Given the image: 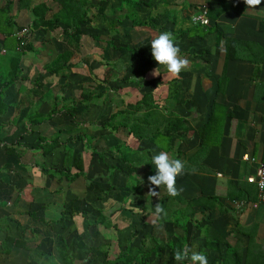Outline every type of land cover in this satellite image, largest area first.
Segmentation results:
<instances>
[{
    "label": "crops",
    "instance_id": "0c3cea01",
    "mask_svg": "<svg viewBox=\"0 0 264 264\" xmlns=\"http://www.w3.org/2000/svg\"><path fill=\"white\" fill-rule=\"evenodd\" d=\"M106 1L107 4L109 3V9H107L112 12L116 1L112 0L115 3H112L113 6L109 0H104V2ZM143 1H149V5L142 3L138 7L140 19L146 20L150 13L157 14L163 12L164 9L173 8L176 21L172 22L171 19L162 16L154 22L151 29L131 28L129 23H126V25L118 26L117 33L115 31L110 33L105 28L103 18L100 22L93 18V23L87 24L86 27L91 33H99L101 40L85 34L82 36L79 46L74 47L68 43V36L63 31L62 23L58 22V28L53 30H49L45 26L31 27L30 24L34 18L31 9L40 0H0V9L6 8L8 2L11 3L9 14L17 25L29 28L27 39L33 42V49L27 51L21 61L26 76V79L20 82L24 89L19 91L16 89L17 86H13L8 91L7 98L17 102L23 101V105H20L18 111H15L16 114H19L21 109L26 112L40 96L43 103L39 105V108L42 109L52 104L55 96H59L57 107L61 108V111L57 112L52 120L45 121V123L54 121V118H57L56 121L59 119L60 125L57 130L62 131L61 137L85 131L86 134L95 136L94 143L98 145L102 142L109 146L126 142L133 148L138 146L140 152L149 149L153 156L161 149L148 140L143 139L138 144V141L128 135L124 128H119L117 131L100 128V124L109 117L110 113L125 107V103L136 90L140 93L152 91L157 110L161 113L177 115L184 120L186 126L184 133L173 132L170 135V140L167 137L166 142L167 147L171 146L172 148L169 152L170 155L186 162L185 173L177 178V187L183 188L179 196L183 199L199 196L214 199L213 202H207L210 204V208H206L202 212H199L200 208H198L193 220L194 222L199 221V225L203 227L204 231L210 226L212 232L210 238L216 239L215 235L218 234L222 242L219 247L205 246V232L194 228V223L191 221L188 226L187 245L194 251L202 250L207 255L209 264H213V262L215 264H236L237 260V264H264V201L258 199L254 182L247 180V177L254 176L257 162H264V32L259 30V20L264 19V5L261 4L256 9L247 8L242 14H237L228 9L234 0ZM46 5L50 8L46 17H51L53 11L57 10L59 6L56 0H47ZM203 9H206L209 26L216 25L224 36L237 39L239 48L236 56L225 62V50L215 44L214 33L198 37L193 32H187L179 39L177 38V42L181 52L186 53V57L190 60V67L188 70L182 71L178 78L171 77L167 74L166 68L158 65L152 57L151 40L161 31L167 30L175 33L195 26L199 22H194L193 17ZM109 12H107V16ZM16 28L14 25L12 32L15 40L17 39L14 35ZM111 34L118 41H116L117 43H129L143 47L141 49L143 52L136 56L145 60V65H150L149 68L153 69L148 70L146 75L144 74L145 76L143 71L134 70L132 79L135 81L139 79L138 85L135 81L126 83L122 89L115 85L117 78L127 74L126 66L129 62H134L135 58L123 50L107 47L104 40L107 35ZM3 38L4 34L0 31L1 53H5L2 48ZM64 51H70L66 62L72 63V68H80L79 64H88L89 73L87 75L90 77L92 70L98 68L99 65H108L113 69V74L110 78L107 77L108 82L98 80V84H103L102 87L88 84L90 78L83 74L86 72H68L63 76L50 74L46 69L47 65L56 54ZM115 52L117 54L112 59ZM108 59H112V61ZM37 64H40L39 68L36 67ZM33 68L34 70H32ZM155 68L161 73L160 75H152ZM44 73L49 75L50 80L42 79ZM29 75L31 77L28 79ZM93 79L91 78V83ZM25 81H31L29 87L24 84ZM41 83V94H38L35 90H39ZM107 86L108 101L103 103L102 98H99L91 100L93 104H89V101L86 106L85 104H76L74 108H76L78 116L75 118L76 121L73 120L67 107L64 106H68L73 97L78 98L85 88L101 90ZM214 104L220 106L216 109L219 122L213 126L210 125L202 135L201 128L206 124ZM93 106L98 109L97 112L100 111L99 116L106 112L107 117L104 118L106 116L104 115L100 118L101 120H99V116L95 117L96 119L91 118L89 110ZM20 120L31 125L24 117H20L13 124H20ZM71 124H76V126H71ZM164 131H166V127H164ZM21 135L28 136V134ZM245 154L254 157L255 161L246 160ZM0 158L1 168L4 159L1 150ZM6 158L8 171L0 169V264H66L58 253V246L55 245L56 234L47 222L56 220L63 208L69 206L80 208L83 197L62 198L63 188L62 182H60L58 183V187L60 186L58 193L50 192L53 189L45 190L46 203L35 202V198L26 197L25 190H29L33 182L30 170L24 169L27 164L22 161L24 166L20 165L21 159L18 160L14 156H6ZM115 159L114 156L111 157V162ZM59 161H63V158L60 157ZM151 168L155 173L154 163H151ZM125 179V175L116 173L112 183L116 187H121ZM32 186L35 187V185ZM27 187L29 189H26ZM149 187V183L143 185L142 193H148ZM90 193L93 196V208L100 206L102 202L95 198L93 192ZM139 194L132 197L131 206L146 205L147 213L142 217L141 214L123 209L124 214L132 220V223L129 227L119 231V236L118 230H111L105 224H97V226L93 225L88 229H85L84 226L78 230L73 247L66 243L67 253L75 259V264L77 260H81L78 264H89L91 261V264H100L102 256L99 257L98 253L102 255L104 251L102 243L105 241L117 243V237H119V241L121 239L120 242H123L130 235V229L135 224V227L140 231V236L149 232L160 243L159 253L161 252V255L150 256L151 264H177L173 255L168 253L170 248L167 242H172L175 248L184 246L185 244L180 239L184 235L183 230L168 222L154 223V220H162V215L156 216L154 213L157 203L164 207L165 196L162 197L159 194V198H157L150 195L146 200ZM74 198L77 199L71 201ZM107 202L108 209L107 205H104L103 213L108 216L111 207L119 206L121 202V196L117 189L109 191ZM56 204L60 205L57 217H47V211ZM28 209H37V218L40 216L41 220L22 213ZM145 221L146 224H143ZM17 222L22 224L25 229L22 230ZM6 226V230L1 229ZM111 231L114 234H111ZM6 235L17 239L26 236L28 241L24 245L22 243L12 246L11 250L6 252L2 247V241ZM54 246L57 252L54 251ZM115 247L117 248L115 249ZM118 251L119 245L113 243L111 255L117 254ZM226 251L236 252L238 259L228 256L223 261ZM75 253L83 254L80 259H77ZM187 264H189L188 261Z\"/></svg>",
    "mask_w": 264,
    "mask_h": 264
},
{
    "label": "trees",
    "instance_id": "16d2710c",
    "mask_svg": "<svg viewBox=\"0 0 264 264\" xmlns=\"http://www.w3.org/2000/svg\"><path fill=\"white\" fill-rule=\"evenodd\" d=\"M46 1L47 0H40V2L33 5L31 11L34 18L30 24L32 28L45 26L49 30H53L58 28V22L62 23L64 25L63 31L68 36V43L74 47L79 46L81 38L85 34L92 36L94 39L101 40L99 33H91L89 28L87 29L86 27L87 24L89 25V23H92L93 19V16L90 13L92 7L86 0H56L59 6L57 10L53 11L51 17H46L48 11H50V8L46 5ZM114 1H116V4L113 7L111 15L107 16L103 14V23L110 33L114 31L117 33L118 26L120 27L126 23H129L131 28L151 29L152 26H154V22L162 16L171 19L172 22L176 21V15L174 14L173 8L164 9L163 12L157 14L150 13L146 20H142L138 15V7L142 3L149 5V1ZM103 2L104 0H99L98 3L102 4ZM262 4L264 5V0H262ZM247 8L244 0H234L228 7V9L237 14H242ZM10 10V2L7 3L6 8L0 9V31L4 34L2 48L5 50V53L0 52V134L6 125L18 121V113L16 114L15 111H18L19 106L23 105V101L17 102L14 101V99L10 100L7 98V95L8 91L13 86H17L16 89L19 91L24 89V86L20 83L26 79L21 65L22 56L27 51L33 49V42L30 40L26 39V42L21 45L19 40H15L12 36L14 25L17 27V30L21 29L22 26L17 25L14 18L9 14ZM207 25L208 24L197 23L193 27L175 32L174 35L176 36V39H179L187 32H193L198 37H203L207 33H214L215 44L225 50V62L230 58H234L239 48L237 39L224 36L216 25ZM259 30L264 32V19L259 20ZM104 41H106L107 47L115 50H123L126 54L132 55L135 58L134 62H129L127 64L125 69L127 74H124L119 79L117 78L115 81V85L118 86L117 88L122 89L123 85L126 83L135 81L132 79L134 70H137V72L143 71V75H146L148 70L150 71L153 69L149 68L150 65H145V60L136 56L143 52L141 50L143 48L141 45L117 43L118 41L115 40V37L112 34L109 36L107 35ZM182 54L186 56V53ZM69 55L70 51L56 54L46 67L48 72L55 75H66L70 72L72 63L66 62ZM105 81L108 82L107 79H105ZM135 82L136 85H138L139 79ZM107 90L108 86L101 90L85 88L78 98L73 97L71 103L64 107H67L68 113L72 116L73 120H75L78 116L76 108H74L76 104L80 103L85 104L86 106L89 101L99 98H102V102L105 103V101H108ZM40 97L37 98V101L26 110L23 115L27 122L33 126H38L45 121L52 120L53 116L61 111V108L57 107L60 100L59 96H55L52 104L43 109L41 107L39 108V105L43 103ZM218 107H220L218 104L213 105V110L211 109V114L206 124L201 128L202 135H204V131L208 129L210 125L213 126L216 122H219L216 113ZM84 109H86V107H84ZM78 123L79 122L77 121V124ZM164 127H166V131H164ZM204 127L205 129H203ZM100 128L113 131H117L119 128H124L127 130L128 135L133 136L138 141V144L143 139H146L157 145L161 150H166L168 152H170L172 148L171 146L167 147L166 145L167 137H169L170 140V135L173 132L184 133L186 130L182 118H179L172 113H161L157 110V106L153 99V93L149 90L143 93L136 90L125 103V107L116 110L114 113H110L109 117L102 121ZM33 133H35V131H33ZM36 133L35 140L37 146L32 147V144L30 145L26 142L25 145L27 146L24 147H30L35 151H39L40 155L44 157V163L40 165L37 163L34 164V167L39 168L41 174L51 177L57 183L64 180L68 184L73 182L76 178L82 177L87 191L93 192L95 198L104 203L107 201V194L109 191L112 189L118 190L119 195L121 196L119 206L113 205L108 212V216L103 213L105 206L102 204L100 206H95L94 210L96 211V216L94 218L95 220H93L94 223L87 224L85 229H88L93 225L97 226V224H105L107 228H113L117 231V219L124 220L127 223L126 227H129L132 220L124 214L123 209H129L135 214H141L140 216L142 217L145 216L147 213L146 205L138 207L131 205L133 203L132 197L136 194L140 193L141 195H139L146 200L150 197L149 193H142V186L149 183L147 177L155 174L151 168L152 155L150 154L149 149H144L140 152L138 146L133 148L126 142L110 146L102 142L98 145L97 143H94L95 136L88 135L85 131L69 134L64 140H61L60 129L50 137L41 134L40 132ZM20 136L22 137L21 134ZM79 142L81 144H79ZM22 144L23 142L20 141L19 138L16 139L15 143L9 144L0 139V150L4 157L0 169L8 171L6 168V166H8L6 156H14L20 160L22 152L19 150V147L22 146ZM83 146H85L86 151L89 154L88 163L85 169H82L81 151ZM100 147L104 148L101 149ZM62 152L65 153L63 157V161L65 160V162L59 161ZM113 156L116 158L115 161L109 162ZM18 163L20 164V161ZM20 165H22V162ZM22 166H24V164ZM116 173H122L126 176L125 182L121 187H116L115 184L112 183ZM100 180L103 181L101 182ZM59 189L60 186L50 192L58 193L60 191ZM157 191H159L160 196H165L164 208L167 215H162L161 221L154 220L155 224L168 222L172 223L174 227L180 228L184 232V235H182L180 239L183 241V244L187 245L186 238L189 233L188 226L189 222L192 221L194 223V228L200 229V232H205V246L219 247V244L222 242L219 235L214 232L216 234V239L210 238V233H212L210 226L204 231L203 227L199 225L200 222H194L193 220L194 215L198 212V208H200L199 212H202L206 208H210V204L207 202H213V198L199 196L192 199H183L180 196L170 197L167 194L166 189L162 187L160 189L157 188ZM75 199L77 198H74L71 201H74ZM36 212L37 209H28L22 213L41 220L40 216L37 218ZM116 213H118V217H116L115 220H112V215ZM79 214L85 219L88 218V215L84 213L82 206H80V208L69 206L68 208L60 210V216L56 220L47 222L52 231L56 234L57 243H62L63 245V247H58V253L66 264H75V259L67 253V244L64 243L65 241L62 234L55 231V227L56 225H65L68 221L72 220L75 215ZM7 218L11 219L9 217ZM17 223L21 226L22 230L25 229L22 224L19 222ZM143 224H146V221ZM135 226L130 229V235H128L125 240V244L120 242L119 237H117L116 244L117 246L119 245V251L117 254L111 255L113 242L105 241V243H102L104 251L102 252V260L100 264H151L150 256L157 254L161 255V252L159 253L160 243L156 240L155 236L149 232L140 236V231ZM1 229L6 230L7 226L2 227ZM21 239L6 235L5 239L2 241V247L6 252H9L12 246L20 245L22 243L24 245L28 241V237L26 236H23ZM167 245L170 248L168 253L173 255L174 249L176 248L172 242H167ZM200 252L203 251L200 250ZM228 256L238 259V254L236 252L226 251L222 260L224 261ZM184 264H187V261H185ZM213 264L215 263L213 262Z\"/></svg>",
    "mask_w": 264,
    "mask_h": 264
},
{
    "label": "rangeland",
    "instance_id": "374dc122",
    "mask_svg": "<svg viewBox=\"0 0 264 264\" xmlns=\"http://www.w3.org/2000/svg\"><path fill=\"white\" fill-rule=\"evenodd\" d=\"M86 1L92 7V9L90 10L91 15L93 16L94 19L99 20V22L102 20L103 14L107 15V12H109V10H108L109 9V7H108L109 3L107 4V1L103 2L102 4H99L97 2L99 0H86ZM109 2H111V4L112 3L115 4L114 1H112V0H109ZM113 4H112V6H113ZM110 14H111V11L109 12V15ZM137 34L139 35V33H137ZM115 54H117V52L113 53V55L111 54L112 59L114 58L113 56ZM112 59H108V60L112 61ZM105 64H107V63H105ZM39 66H40V64L36 65L37 68H39ZM78 66H80V68H78V67L77 68H71L69 73H71V72L76 73L77 71H79L81 73L86 72L83 74H85L87 77L90 78L89 83H88L90 85H99L100 87H102L103 84H98L99 83L98 80L101 82H106L105 79H107V77L110 78L113 74V69L108 67V65H106V66H100L99 65L98 68H95L92 70L91 77H90L89 75H87V73H89L88 64H84V65L79 64ZM32 70H34V68ZM33 74H34V71H33ZM30 77H31V75H29V77H27V78L29 79ZM91 78L92 79L94 78L92 80V83H91ZM42 79H45L46 81H48V80H50V77H49V75H47V73H44ZM30 82L25 81L24 84H26V86L29 87ZM39 87L41 89L39 88V90L36 89L35 91H37L38 94H41L42 83ZM31 96H33L32 93H31ZM89 104H93V103L90 101ZM94 106L92 107L91 110H89V114H90L91 118H93V119L100 115V111L97 112L98 109L97 108L95 109ZM24 112H25V110H23V109L20 110V112L18 114V118H17L18 120L20 117H24V116H22V113H24ZM106 114L107 113L105 112L102 116H99V120H101L100 118ZM106 117H107V115L104 118H106ZM54 119H55L54 121H51L49 123L44 122L43 124L38 125V126L27 125L26 121H24V123H23L22 120H20L21 123L18 125L17 124L6 125L0 134V139H2V141L6 142L8 144L9 143H15L17 138H19V140L23 142L22 146L19 147V150H21L22 155H23L20 159H21V162L23 161V163L27 164L26 165L27 167L24 169H26L27 171L29 169L30 170L29 171L30 176H31V174L33 175L32 176L33 182L30 185V189H29V187H27L26 189H29V190H25V192H27L26 197H29V198L33 197L36 200L35 202H39L40 204L47 202V199L44 196V194L46 193L45 190L57 188L58 183L55 180H53L52 178H50L49 176L41 174V171L39 170L38 167H34L35 163L40 165V164L45 162L44 157H42L40 155L39 151H35V150L31 149L30 147L24 148V146H27V145H25L26 142L30 145L32 144V147L37 146L36 145L37 142L35 140V136L37 134L36 132H40L41 134L47 135L48 137L55 134L57 132V129H58V126L60 125V123L58 122L59 119H58V121H56L57 118H54ZM96 124L98 125V122ZM71 126H76V124H71ZM33 131H35V133H33ZM61 132H60V134H61ZM20 133L21 134H28V136L25 137L22 135V137H21ZM65 138H66V135L62 136L61 140H64ZM79 144H81V143L79 142ZM81 152H82V167H83L82 169H85L86 165L88 163L89 154L86 151L85 146L82 147ZM64 155H65V153L62 152L61 153V159L64 157ZM0 161H1V158H0ZM63 162H65V160ZM109 162H111V159L109 160ZM61 182H62L61 184H62V188H63L61 191L62 198L66 199V198H72L74 196L83 197V202H81L82 209H83L84 213L88 215L87 219H85L82 215L75 216L73 218V220L68 221L65 225H63V226L56 225V227H55L56 228L55 231L59 232V234H62V236L65 238V240H64L65 244L67 243L70 247H73V243L75 242L77 231L81 230L82 227L86 226L87 224H89L93 221V219L96 216V211L94 210L93 204H92L93 196L89 191L85 190L86 188H85L84 180L82 177L76 178L70 184L65 183L64 180L63 181L61 180ZM32 185H35V187H33ZM54 198H56V197L54 196ZM39 203H36V204H39ZM101 204L103 206L107 205V209H108V202L107 203L102 202ZM59 206H60L59 204H56V206L55 205L51 206L50 209L46 213L47 217L49 216L52 218H56L58 215ZM107 209H106V211H107ZM116 217H118V213L112 215L111 219L115 220ZM116 222L118 225L117 233L119 236V231H122L125 228H127L126 227L127 223L122 219H117ZM110 229L113 230V228H110ZM111 234H114V232L111 231ZM120 241H121V239H120ZM113 243H114V245L116 244L115 241H113ZM123 244H125V240L123 241ZM55 245L58 247L59 246L63 247L62 243H58V245H57L56 238H55ZM116 248L117 247H115V249ZM53 249L55 252H57L55 250V246L53 247ZM57 250H58V248H57ZM82 254L83 253H80V254L75 253V257H77V259H80L82 257ZM54 255H56V254H54ZM98 256L100 257L102 255H100L98 253ZM80 262H81V260H77L76 264H78ZM91 263H92V261L89 264H91Z\"/></svg>",
    "mask_w": 264,
    "mask_h": 264
},
{
    "label": "clouds",
    "instance_id": "9594fccd",
    "mask_svg": "<svg viewBox=\"0 0 264 264\" xmlns=\"http://www.w3.org/2000/svg\"><path fill=\"white\" fill-rule=\"evenodd\" d=\"M249 9H256L262 4V0H244ZM195 19V18H194ZM151 55L158 65L164 66L168 75L178 78L182 71L188 70L190 60L181 53V48L176 36L171 31H161L151 40ZM161 73L155 68L153 76ZM152 163L155 165V174L149 175L148 193L152 197L159 198V191L156 188L164 187L170 197L179 196L183 188L177 187V178L182 176L186 170V162L180 158L170 155L166 150H161L152 156ZM156 216L167 215L165 208L157 203L155 206ZM173 258L177 264H209L207 255L203 252L194 251L191 247L184 245L174 249Z\"/></svg>",
    "mask_w": 264,
    "mask_h": 264
},
{
    "label": "built area",
    "instance_id": "2783aa9c",
    "mask_svg": "<svg viewBox=\"0 0 264 264\" xmlns=\"http://www.w3.org/2000/svg\"><path fill=\"white\" fill-rule=\"evenodd\" d=\"M206 9H203L200 13L196 14L193 17L194 22H199L201 24H207L208 19H207V14H206ZM195 18V19H194ZM14 35L17 37L19 40L20 44H24L26 42V39L29 36V28L28 27H22L19 30H16ZM244 158L246 160H251L255 161L254 157H250L248 155H244ZM247 180L249 182H254L257 188L258 192V199L260 201H264V162H257V167H256V172L254 176H249L247 177Z\"/></svg>",
    "mask_w": 264,
    "mask_h": 264
}]
</instances>
